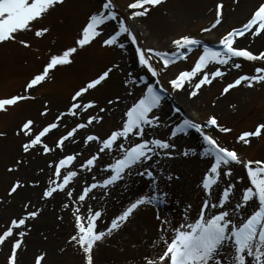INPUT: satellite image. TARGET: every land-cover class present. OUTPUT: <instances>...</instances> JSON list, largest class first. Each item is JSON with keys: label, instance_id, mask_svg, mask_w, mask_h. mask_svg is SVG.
Instances as JSON below:
<instances>
[{"label": "snow or ice", "instance_id": "6c2138e0", "mask_svg": "<svg viewBox=\"0 0 264 264\" xmlns=\"http://www.w3.org/2000/svg\"><path fill=\"white\" fill-rule=\"evenodd\" d=\"M162 2L131 0L126 9L121 10L114 0H96L97 6L85 15L71 41L59 48H49L41 67L26 82L25 93L51 79L54 70L71 66L75 56L94 42L99 41L105 48L123 49L125 45L120 42L121 38L136 46V61L146 70L145 76H130L121 82L126 97L117 93L112 98L106 97L101 105L97 99L88 98V94L120 71V65L112 62L75 89L65 111H60L52 121L38 125L37 121L28 118L17 127L15 134L24 138L20 145L22 153L41 151L45 156L51 154L52 158L46 160L47 173L45 168L38 170L45 174L43 183L35 176L31 179L14 176L7 189L8 197L19 195L20 190L27 188H38L39 191L35 203L26 198L20 214L12 217L6 225H0V249L8 248L6 264H20L19 253L27 249L25 237L32 230V222L38 220L48 203L56 201L58 196L61 199L56 220L66 223L68 232L63 246L57 245V248L61 254L71 248L80 255V264H96L95 253L100 244L130 224L141 206L154 209L157 227L155 239L143 246L144 251L139 252L138 259L134 258V264H264V159L245 158L236 148L229 147L206 131L210 128L222 133L232 131L215 115L197 122L179 115L175 120H162L158 114L167 103L169 91L161 84L160 76L170 64L187 59L188 54L202 44V51L191 68L179 71L168 80L172 91L182 90L194 82L188 91V95L194 97L202 86L211 85L217 77L225 75L221 67L211 70L210 65L241 69L238 59L259 63L258 66L254 64L251 72L238 74L226 83L220 96L237 87L264 85V50L254 52L236 45L237 38L245 34L251 37L264 35V0H257L244 23L219 38L218 49L210 48L201 39L190 35L171 39L172 50L143 47L128 21L145 17L151 8ZM64 3L65 0H0V43L15 42L24 49L32 48L35 43L39 50L40 42L50 39L53 33V28L43 23L44 19ZM223 8V0H218L215 18L208 27L201 29L202 32H210L221 24ZM22 33H31V38L21 36ZM153 57L161 63V70L154 67ZM137 82L142 85L138 90ZM32 98L17 94L0 99V110L6 111L7 106ZM169 110L181 113L179 106ZM49 111L46 100L39 114L45 117ZM116 111L120 113L119 122L113 128L103 134L91 130L102 125L105 115ZM65 116L81 119H74L72 126L53 139L50 145L45 138L60 127ZM166 125L170 126L165 134L157 135L156 129ZM149 129L152 135H149ZM81 130H84L82 137L79 135ZM190 130L199 135L202 143L177 151L175 140ZM5 135L0 132V137ZM262 135L264 121L256 123L251 130L240 132L235 140L248 145L250 138ZM69 143L81 144L83 148L81 151L71 150ZM93 146L94 150L87 158L78 159L84 150L93 149ZM105 156H110V161L98 167V161ZM176 156H199L207 160L197 183L201 195L195 210L191 202H184L179 218L161 217L159 206L171 198L168 186L181 179L179 174L166 171L161 158L171 160ZM27 163V158L22 156L7 171L16 173L22 164ZM235 166L240 167L239 174ZM165 174L167 183L162 188ZM137 179L146 181L149 191L136 193L120 203V207L109 216L104 205L119 197V190L131 192V185ZM97 189L99 193L95 191ZM6 202L0 198V204ZM105 217L103 228H98V221ZM40 235L43 240H48L44 233ZM131 246L137 248L136 243ZM48 256V249L37 248L28 264H48Z\"/></svg>", "mask_w": 264, "mask_h": 264}, {"label": "rangeland", "instance_id": "374dc122", "mask_svg": "<svg viewBox=\"0 0 264 264\" xmlns=\"http://www.w3.org/2000/svg\"><path fill=\"white\" fill-rule=\"evenodd\" d=\"M119 9H126L127 4L131 0H114ZM218 0H163L161 4L150 9L145 17L136 18L128 21L129 27L134 31L137 40L143 47H153L160 50H172L170 40L181 35H190L201 39L207 43L210 48L218 49L220 45L218 40L227 31L233 27H239L249 17L251 11L257 4V0H223V19L220 25L210 32H202L201 29L208 27L215 18V4ZM97 6L96 0H65L63 5L57 6L43 21L44 24L53 28L52 37L40 42L39 50L34 43L30 49H24L15 42L0 43V99L9 98L12 95H30L32 99L18 102L16 105L7 106V110H0V132L6 133L0 137V198H4L6 203L0 204V225H6L10 219L21 212V206L26 198H31L36 202V193L39 189H23L20 194H14L12 197L6 196L7 189L14 179V176L25 177L29 179H41L42 183L46 179L44 173H39V168L45 167L46 160L52 158L51 154L45 156L41 151H32L29 154L22 153L21 143L24 140L22 136H17L16 129L20 123L28 118L43 125L54 119L60 111H65L66 105L70 103L71 95L74 90L82 85L89 78H93L98 71L105 66H110L112 62L120 65V71L113 73L111 79L98 86L96 90L90 91L88 98H95L103 105L106 97L112 98L114 94H120L126 97L122 81L136 76H145L146 70L143 69L135 58V45H132L126 38H121L120 42L125 47L119 49L115 46L112 48L101 47L99 41L94 42L90 47L79 52L75 56L74 63L71 66L61 67L54 70L48 79L40 86L28 90L25 93L24 88L26 82L31 78L47 58L49 48H59L62 44L69 43L75 34L76 28L84 20L85 15ZM123 15V11H121ZM114 23V22H113ZM31 38V33L21 34ZM55 41L53 43L52 41ZM239 47L249 48L256 52L264 50V35L251 37L245 34L236 40ZM203 44L193 49L187 56V59L177 60L170 64L168 68L160 76V82L164 88L168 89L166 96L167 103L158 113L162 120H175L177 116H187L197 122L206 121V119L215 115L218 121L232 129L230 133H222L218 129H206L210 134L216 136L222 143L229 147H234L238 152L248 159H264V135L260 137L250 138V143L244 145L237 143L235 137L242 131L253 129L258 122L264 121V85L257 84L253 88L246 86L237 87L230 90L225 96H220V92L226 83L231 82L238 74L251 72L254 64L258 66L259 62H249L238 59L241 63V69H233L230 66L210 65L209 68L214 70L215 67H221L225 71L223 77H217L211 85L202 86L201 90L194 97L188 95L192 85H186L182 90L172 91L168 84V80L174 74L181 70H188L194 64L202 51ZM154 67L159 71L162 68L160 62L153 57ZM141 83L137 82V90L141 87ZM177 97H181L186 102V107L177 101ZM48 101L49 113L45 117L40 116L44 102ZM215 101V104L213 103ZM123 107V103L120 105ZM179 106L181 113L177 114L170 111V107ZM119 111L108 113L102 125H97L92 131L103 134L113 128L119 122ZM74 119L81 117L65 116L60 122V127L46 137V142L51 145L53 139L58 138L68 128L72 126ZM166 125L163 128L156 129V134L163 136L166 132ZM152 135V130H148ZM79 135H84L81 130ZM177 151H183L185 148L195 147L202 143L201 138L194 130H190L188 134H181L175 140ZM67 143V142H66ZM68 148L74 151H81V144H68ZM94 150H84L82 156L78 159L87 158L89 152ZM58 151V150H57ZM25 156L28 160L27 164H22L16 173H9L7 168L14 163L16 159ZM110 156H105L98 161V167L105 162H109ZM202 159L199 156L182 157L176 156L171 160L161 158V163L166 171H172L179 174V181L171 182L168 191L172 192V199L159 206L158 211L161 217L179 218L182 214L184 202H191L195 210L200 199V191L197 188L198 180L202 171L206 167V163L197 170V161ZM95 171V170H94ZM235 171L239 174L241 169L235 166ZM87 178L85 174H82ZM99 178V177H98ZM177 182V187L175 186ZM166 174L161 182L165 186ZM172 184L173 188L172 187ZM131 193L128 199L132 198L139 190L148 192L149 185L146 181L137 179L135 184L131 185ZM99 193V189L95 190ZM120 191V196L109 200L104 205L108 209V215L115 204L119 203V198L125 192ZM129 194V193H128ZM50 201L43 215L36 221L32 222L33 227L30 234L25 237L27 249L19 253L20 264H28L32 253L37 248H46L49 251L48 264H80V255L68 248L65 253L58 251L57 245L63 246V240L68 232L67 224H61L56 220L59 214L58 201ZM174 200V201H172ZM147 211L149 214L154 212L150 206H141V209L135 214V218ZM66 215V214H65ZM139 225L133 239H121L120 233L114 234L112 237L106 238L105 242L100 244L95 253L96 264H134V258H139V252L144 251V245L150 240L155 239V231L157 222L154 219V213ZM105 219L98 221L100 229L103 228ZM131 224V223H130ZM40 233L48 236V240H43ZM136 243L137 248H132L131 244ZM8 248L0 249V264H6V254Z\"/></svg>", "mask_w": 264, "mask_h": 264}, {"label": "bare ground", "instance_id": "6f19581e", "mask_svg": "<svg viewBox=\"0 0 264 264\" xmlns=\"http://www.w3.org/2000/svg\"><path fill=\"white\" fill-rule=\"evenodd\" d=\"M177 101L180 103V104H182L184 107H186V102L184 101V99L183 98H181V97H177ZM188 113V112H187ZM186 113V115L187 116H189L188 114ZM197 170H199L201 167H202V165L204 164V163H206V159L205 158H203V160L202 159H198V161H197ZM173 185L174 184H172V187H173ZM177 182H176V184H175V186L177 187ZM161 187L163 188V187H165L163 184H161ZM173 188H175V187H173ZM129 193V194H128ZM128 193H123L122 195H121V197L119 198V203L118 204H115L114 206H113V208H112V210H111V207H110V211H111V213L113 212V211H115L116 209H118L119 207H120V203H122V202H124V201H126L127 199H128V197L130 196V195H132L133 193H131V192H128ZM134 193L136 194V192L134 191ZM137 193H140V191L138 190L137 191ZM172 192H171V199H172ZM172 201H174V200H172ZM154 212H152V213H148L147 211H145V213H142V214H140V215H138L136 218H134L132 221H131V224H128L127 226H125V227H123L119 232H118V234L120 233V238L121 239H127V240H130V239H133L134 237H135V235L134 234H132V232L133 233H135V231L137 230V228H138V226L139 225H142L143 223H144V221H148V218H150V216H152L153 217V214ZM147 215H149L148 216V218H147ZM101 226L100 225H98V228H100Z\"/></svg>", "mask_w": 264, "mask_h": 264}]
</instances>
